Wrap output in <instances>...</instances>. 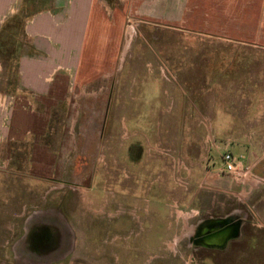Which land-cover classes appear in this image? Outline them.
<instances>
[{
  "label": "rangeland",
  "instance_id": "374dc122",
  "mask_svg": "<svg viewBox=\"0 0 264 264\" xmlns=\"http://www.w3.org/2000/svg\"><path fill=\"white\" fill-rule=\"evenodd\" d=\"M244 1L219 3L237 24L179 8L166 23L164 0L156 10L127 5L119 40L85 42L93 58L113 53L108 89L76 100L65 181L0 169V264H264V183L239 194L264 171V23L258 0ZM226 138L243 175L223 168ZM235 209L247 220L229 247L190 244L205 218Z\"/></svg>",
  "mask_w": 264,
  "mask_h": 264
},
{
  "label": "crops",
  "instance_id": "0c3cea01",
  "mask_svg": "<svg viewBox=\"0 0 264 264\" xmlns=\"http://www.w3.org/2000/svg\"><path fill=\"white\" fill-rule=\"evenodd\" d=\"M164 1V8L171 10L166 23H173L174 8L181 9L183 15L196 14L201 23L210 19L213 13L215 21L221 24L241 21L228 12L231 0H223L225 7L222 8V4L221 8L228 11L220 13L222 0H181L183 3L175 6L173 0ZM236 1V10H239ZM161 3L162 0H0V73H4L1 78L5 81L0 85V92L4 88L9 95L5 103H0L1 170H11L41 182L65 181L62 176L74 149L70 136L74 126L71 123L77 120L76 100L81 94L85 100L92 98L93 88L102 86V91L108 89L101 84L109 77L108 70L113 61V53L107 62L101 60L104 58L102 52H97L93 58L85 48V42L109 38L119 40L127 5L138 9L154 7L156 10ZM244 3L251 4V0ZM257 6L263 24L264 0H258ZM203 9L205 11L201 14L198 10ZM105 93L101 97L108 99L109 90ZM105 115L103 110L102 118ZM260 160L263 169L264 153ZM263 181L264 171L261 175L253 174L239 189V194L248 193L249 197ZM41 212L40 215L46 213L43 209ZM231 214L238 225L229 240L221 244L207 243L201 237L200 243L191 241L190 244L203 249L224 250L229 247L241 233L246 216L235 209L220 216L222 218H210L215 225ZM27 224L25 232H21L23 241ZM30 251L46 258V255ZM238 259L230 256L224 264H243Z\"/></svg>",
  "mask_w": 264,
  "mask_h": 264
},
{
  "label": "flooded vegetation",
  "instance_id": "af4514ba",
  "mask_svg": "<svg viewBox=\"0 0 264 264\" xmlns=\"http://www.w3.org/2000/svg\"><path fill=\"white\" fill-rule=\"evenodd\" d=\"M228 216V215H227ZM234 215L231 214L230 216H228V218H224L225 220L220 222V223H216L215 225L211 222L210 218H205L204 222H201L200 225H197L198 228H196V237L193 239L192 238V241L196 242V243H200L201 240L200 238H202V240L206 241L207 243H223L225 242L226 240H229L231 235H234L233 234V230L235 228V226L237 227L238 225V221L237 220H234ZM222 218V217H220ZM215 219H218V218H215ZM46 223V222H44ZM29 225H30V228H32V231L34 230V228L36 226H39V224H27L26 226L29 228ZM47 225V224H46ZM29 233L28 235H25L26 237V241L28 242V239L30 236H32L34 238V233ZM27 232V230H26ZM58 239H55V242H54V245H56V247L58 246ZM58 243V244H57ZM43 246L42 248L45 250V251H48V248H49V245L45 244V243H42ZM39 246V245H38ZM49 255V254H48ZM46 255V256H48Z\"/></svg>",
  "mask_w": 264,
  "mask_h": 264
},
{
  "label": "built area",
  "instance_id": "2783aa9c",
  "mask_svg": "<svg viewBox=\"0 0 264 264\" xmlns=\"http://www.w3.org/2000/svg\"><path fill=\"white\" fill-rule=\"evenodd\" d=\"M5 98H6V95L1 94L0 95V103H5ZM209 142H210L209 145L212 146L214 149L220 147L218 142L214 138L210 139ZM223 142L225 144L224 145L225 149L222 151L221 161H222V165H223L224 170H226V172H228V173H235L236 175H240V174L243 175L244 173H241L240 171H236V167L238 165V160H237L236 156L229 149H227V146H230V144L232 143L231 139L226 138V139H224Z\"/></svg>",
  "mask_w": 264,
  "mask_h": 264
},
{
  "label": "bare ground",
  "instance_id": "6f19581e",
  "mask_svg": "<svg viewBox=\"0 0 264 264\" xmlns=\"http://www.w3.org/2000/svg\"><path fill=\"white\" fill-rule=\"evenodd\" d=\"M130 30L132 31V29L130 28ZM37 216V215H36ZM35 217V216H34ZM37 218H38V216H37ZM46 222V221H45ZM34 223V222H33ZM49 224V223H48ZM53 228V227H52ZM26 230H27V232H26V235H28L29 233H31V231H32V228H30V226H29V228L26 226ZM59 232V231H58ZM58 235H60V234H58ZM60 237V236H59ZM58 237V238H59ZM59 240V239H58ZM58 244V243H57ZM59 245V244H58ZM56 248V247H55ZM58 248V247H57ZM56 248V249H57ZM19 249V248H18ZM55 249V250H56ZM55 250H53V251H55ZM49 254V253H48ZM50 254H52V253H50ZM56 254H59V252H56ZM37 257V256H36ZM40 257V256H39ZM42 257H44V256H42ZM47 257V256H46ZM45 258V257H44ZM44 258H39V259H44Z\"/></svg>",
  "mask_w": 264,
  "mask_h": 264
}]
</instances>
